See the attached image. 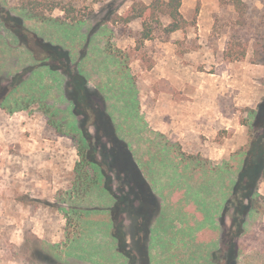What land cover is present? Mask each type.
<instances>
[{"label": "rangeland", "instance_id": "374dc122", "mask_svg": "<svg viewBox=\"0 0 264 264\" xmlns=\"http://www.w3.org/2000/svg\"><path fill=\"white\" fill-rule=\"evenodd\" d=\"M153 1L0 0V264H138L127 214L113 221L112 193L82 161L69 78L38 59L39 39L68 51L158 199L149 261L229 264L224 207L263 131L264 0H181L173 32L143 8ZM255 196L234 264H264V179Z\"/></svg>", "mask_w": 264, "mask_h": 264}, {"label": "trees", "instance_id": "16d2710c", "mask_svg": "<svg viewBox=\"0 0 264 264\" xmlns=\"http://www.w3.org/2000/svg\"><path fill=\"white\" fill-rule=\"evenodd\" d=\"M180 4L181 0H154L143 8L153 7L161 15L169 18L165 31L173 32L185 26L186 21L179 10ZM22 8L29 17L45 18L34 13L30 7ZM38 46L46 54L38 59L57 62V66H60L69 78L68 91L65 90V93L81 115V119L78 120V127L82 132L79 143L81 148L88 149L82 154V161L97 170V179L112 193L115 199L112 207L113 221H118L120 213H126L128 216L130 224L127 226L131 245L124 254L131 262L150 264L147 241L150 225L160 210L158 199L151 192L149 183L134 161L127 144L117 136L106 111L90 102V97L96 96L97 93L88 87L78 71L71 69L68 51L41 39L38 40ZM90 126L95 128V134L89 132ZM254 126L263 128V131L260 135H251L248 147L244 150L243 163L237 174L231 198L224 207L225 211L232 207L235 213L232 218L235 231L227 234L228 244H231L230 252L227 254L229 264H234L240 258V248L233 242V237L242 236V226L247 214L258 209L255 194L264 179V100L258 106ZM113 178L119 181L117 191H114L112 186ZM114 236L121 239L118 231H115ZM138 241H141L143 247H140L139 243L136 244Z\"/></svg>", "mask_w": 264, "mask_h": 264}, {"label": "crops", "instance_id": "0c3cea01", "mask_svg": "<svg viewBox=\"0 0 264 264\" xmlns=\"http://www.w3.org/2000/svg\"><path fill=\"white\" fill-rule=\"evenodd\" d=\"M162 212H163V211L159 210L158 214L156 215V218H154V220L152 221V223H151V225H150V230L153 228L152 232H153L154 234L156 233L155 230H156V225H157L158 217H159L160 213H162ZM154 234H153V236H154ZM150 247H151V249H152V246H151V245H150ZM148 248H149V246H148ZM152 253H153V251H152ZM151 256H152V254H151ZM166 257H167V256H166ZM150 264H153V261H150Z\"/></svg>", "mask_w": 264, "mask_h": 264}]
</instances>
